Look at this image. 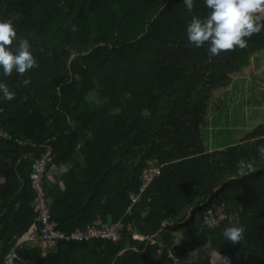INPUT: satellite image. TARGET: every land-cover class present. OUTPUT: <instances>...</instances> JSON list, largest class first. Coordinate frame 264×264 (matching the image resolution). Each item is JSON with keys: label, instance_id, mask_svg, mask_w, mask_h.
<instances>
[{"label": "trees", "instance_id": "1", "mask_svg": "<svg viewBox=\"0 0 264 264\" xmlns=\"http://www.w3.org/2000/svg\"><path fill=\"white\" fill-rule=\"evenodd\" d=\"M138 2L147 17L133 29L115 27L109 0H0V19L29 39L37 63L22 75H0L15 92L0 100L9 134L0 138V264L36 224L30 174L46 147L49 165L68 164L55 182L43 174L57 228L69 233L100 220L117 223L121 236L60 240L46 253L22 243L12 264H215L212 250L232 264H264V155L257 151L264 122L212 150L201 136L212 92L264 49V29L244 48L211 56L185 31L192 15H207L204 0L191 13L182 0ZM241 159L257 170L238 176ZM149 160L159 173L130 204ZM220 203L229 220L207 227L205 210ZM230 225L243 226L240 241L223 237Z\"/></svg>", "mask_w": 264, "mask_h": 264}, {"label": "clouds", "instance_id": "2", "mask_svg": "<svg viewBox=\"0 0 264 264\" xmlns=\"http://www.w3.org/2000/svg\"><path fill=\"white\" fill-rule=\"evenodd\" d=\"M189 13L194 8L195 0H182ZM209 9L206 16L192 15L186 24L187 40L200 47L207 44L211 56L219 55L222 51L233 48H244L246 37L260 32L264 24L259 22L264 14V0H204ZM37 67L28 38L20 37L11 19H0V75L10 76L13 72L18 75ZM27 85L29 80L23 79ZM15 92L0 80V100H12ZM264 155V145L257 148ZM257 164L249 159L237 162L238 176L256 171ZM243 226L230 225L223 229L225 240L232 242L243 238Z\"/></svg>", "mask_w": 264, "mask_h": 264}, {"label": "rangeland", "instance_id": "3", "mask_svg": "<svg viewBox=\"0 0 264 264\" xmlns=\"http://www.w3.org/2000/svg\"><path fill=\"white\" fill-rule=\"evenodd\" d=\"M109 1L116 28L134 29L147 17L146 9L138 0ZM249 75L252 79L250 85L244 75L240 74L232 88L225 87L212 92L201 120V136L205 148L225 145L235 139L238 141L256 124L264 122V72L263 75ZM212 251L210 254L213 255V262H217ZM201 254V250L195 252L190 255V259Z\"/></svg>", "mask_w": 264, "mask_h": 264}, {"label": "built area", "instance_id": "4", "mask_svg": "<svg viewBox=\"0 0 264 264\" xmlns=\"http://www.w3.org/2000/svg\"><path fill=\"white\" fill-rule=\"evenodd\" d=\"M263 15H260L259 22L262 21ZM9 137L0 125V138ZM51 161L50 148L46 147L45 151L33 160L32 172L30 174V183L34 191L33 205L36 212L35 226H33L25 235L24 239L17 240L14 246L4 255L3 263L12 264L13 259L17 258L15 248L22 243L37 245L39 242H45L51 248H54L60 240H89L92 238L118 241L120 239V226L117 223H103L100 220L93 221L85 229H75L69 233L59 230L56 222L51 218L49 204L44 190L43 174L46 172ZM160 165L155 160H149L142 168L139 177L138 193H130V204L134 203L139 194L145 190L151 180L158 175ZM230 216L225 211L223 203L214 204L207 208L203 215V223L207 227H215L222 222L229 220ZM137 237V236H135ZM143 239L144 237H140ZM171 256V253H168ZM216 264V263H215ZM217 264H232V258L220 256Z\"/></svg>", "mask_w": 264, "mask_h": 264}, {"label": "crops", "instance_id": "5", "mask_svg": "<svg viewBox=\"0 0 264 264\" xmlns=\"http://www.w3.org/2000/svg\"><path fill=\"white\" fill-rule=\"evenodd\" d=\"M263 72H264V49H261L255 53H253L250 56L249 63L245 67H243L239 72L231 74V83L225 89L232 88L233 85L238 81L237 79H238L240 74L244 75L243 77L246 78V80L248 81V84L249 83L251 84L252 79H251V76L249 74L256 75L258 73H262V75H263ZM240 84H242V81H240ZM238 141H239V139H238ZM238 141H237V139H235V141L233 140L230 143H226L225 145H220V146H215V147L209 146L205 149L212 150L215 148H221V147H224L226 145L235 144ZM67 169H68V164H65V163L64 164H51V165H49V167L46 171V174H45L47 181L50 180L51 182H55L58 179V177L61 176ZM184 237H185V235L181 234V233H178L176 235V238L178 241L182 240ZM26 245H29V244H26ZM39 247L43 253H46L47 251L51 250L50 246H48L47 243H45V242H39ZM212 252L215 253V257H216L215 259L219 261L220 256H221L220 253H218L216 250H214ZM210 259H211L212 263H216V262H213V255L212 254H210Z\"/></svg>", "mask_w": 264, "mask_h": 264}, {"label": "water", "instance_id": "6", "mask_svg": "<svg viewBox=\"0 0 264 264\" xmlns=\"http://www.w3.org/2000/svg\"><path fill=\"white\" fill-rule=\"evenodd\" d=\"M75 55H76L75 53H72L70 57H74ZM165 224H166V222H163L162 226H164ZM216 264H217V262H216Z\"/></svg>", "mask_w": 264, "mask_h": 264}]
</instances>
